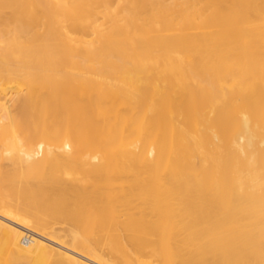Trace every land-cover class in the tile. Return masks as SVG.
Masks as SVG:
<instances>
[{
    "label": "bare ground",
    "instance_id": "1",
    "mask_svg": "<svg viewBox=\"0 0 264 264\" xmlns=\"http://www.w3.org/2000/svg\"><path fill=\"white\" fill-rule=\"evenodd\" d=\"M0 264H264V0H0Z\"/></svg>",
    "mask_w": 264,
    "mask_h": 264
},
{
    "label": "rangeland",
    "instance_id": "2",
    "mask_svg": "<svg viewBox=\"0 0 264 264\" xmlns=\"http://www.w3.org/2000/svg\"><path fill=\"white\" fill-rule=\"evenodd\" d=\"M26 233H28V235H31V234H32L31 232H27V231H26ZM30 233H31V234H30Z\"/></svg>",
    "mask_w": 264,
    "mask_h": 264
}]
</instances>
